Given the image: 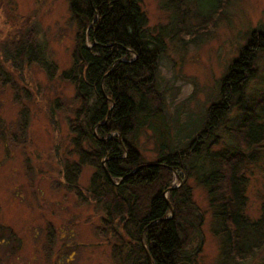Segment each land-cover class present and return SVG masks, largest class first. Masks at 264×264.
I'll return each instance as SVG.
<instances>
[{"label": "trees", "instance_id": "trees-1", "mask_svg": "<svg viewBox=\"0 0 264 264\" xmlns=\"http://www.w3.org/2000/svg\"><path fill=\"white\" fill-rule=\"evenodd\" d=\"M191 1L161 0V6L187 13ZM224 1L204 0L202 20L214 24L212 15ZM67 10L74 38L69 66L59 77L73 86L76 106L67 121L69 152L76 158L64 160L61 174L78 199L101 208L96 229L105 239H115L110 264H196L203 215L192 200V176L218 222L215 232L224 235L222 264L252 258L264 246V200L257 218L244 213L245 170L259 158L264 140V92L245 99L243 90L253 75V56L264 50V31H252L220 78L217 99L206 108L201 125L179 143L171 139L156 81L166 45L160 32L148 28L140 0H67ZM7 39L0 42V74L6 75V62L54 71L29 29L18 31L12 42ZM232 108L236 119L224 128L228 143L212 149L218 142L214 131ZM146 128L156 136L157 156L151 161L137 146ZM84 166L92 171L80 188ZM175 177L181 181L174 186ZM193 240L195 246L188 249ZM256 264H264V256Z\"/></svg>", "mask_w": 264, "mask_h": 264}, {"label": "rangeland", "instance_id": "rangeland-1", "mask_svg": "<svg viewBox=\"0 0 264 264\" xmlns=\"http://www.w3.org/2000/svg\"><path fill=\"white\" fill-rule=\"evenodd\" d=\"M203 1L192 0L187 13L179 10L175 14L162 7L161 0H140L148 28L160 32L166 45L156 81L164 96L171 139L179 143L201 125L206 108L217 99L220 78L252 31H264V0H225L212 15L214 24L202 20ZM68 14L67 0H0V42L5 37L7 43L12 42L18 31L29 29L43 45L44 57L55 64L49 74L50 70L36 63L13 67L6 62V75L0 74V264L113 261L110 246L115 239H105L96 229L101 224V208L78 199L66 188L61 174L64 160L76 158L69 152L67 121L76 106L73 86L59 77L69 66L73 46L74 26ZM252 68L243 90L245 99L264 92V50L256 51ZM235 114L232 108L215 129L218 142L212 149L228 143L224 128L232 126ZM137 146L145 161L156 158L152 130H141ZM91 171L90 166L82 168L77 179L80 188L87 185ZM245 174L244 213L255 219L264 200V140L259 158L247 164ZM180 181L175 177L174 186ZM188 184L203 215V241L196 264H222L224 235L215 232L218 222L204 189L193 176ZM195 244L193 240L188 249ZM263 256L264 246L239 264H256Z\"/></svg>", "mask_w": 264, "mask_h": 264}, {"label": "water", "instance_id": "water-1", "mask_svg": "<svg viewBox=\"0 0 264 264\" xmlns=\"http://www.w3.org/2000/svg\"><path fill=\"white\" fill-rule=\"evenodd\" d=\"M148 258V257H147ZM149 262V261H148Z\"/></svg>", "mask_w": 264, "mask_h": 264}]
</instances>
